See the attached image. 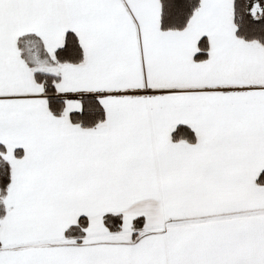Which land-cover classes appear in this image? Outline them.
Instances as JSON below:
<instances>
[{
    "label": "snow or ice",
    "instance_id": "obj_1",
    "mask_svg": "<svg viewBox=\"0 0 264 264\" xmlns=\"http://www.w3.org/2000/svg\"><path fill=\"white\" fill-rule=\"evenodd\" d=\"M0 264H264V0H0Z\"/></svg>",
    "mask_w": 264,
    "mask_h": 264
}]
</instances>
